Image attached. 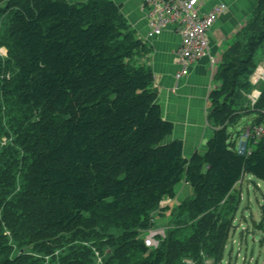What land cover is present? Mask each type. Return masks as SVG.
Returning <instances> with one entry per match:
<instances>
[{
  "label": "trees",
  "instance_id": "16d2710c",
  "mask_svg": "<svg viewBox=\"0 0 264 264\" xmlns=\"http://www.w3.org/2000/svg\"><path fill=\"white\" fill-rule=\"evenodd\" d=\"M10 8L11 58L0 61V74L8 75L0 85L35 119L21 142L30 145L33 204L12 231L19 229L24 244L45 246L53 238L87 241L117 229L111 260L118 264H176L188 253L196 258L207 234L210 252L220 257L230 221L218 225L214 212L233 210L232 194L245 174L264 184V138L239 154L229 132L244 115L255 116L250 127L264 124V85L253 105L239 96L250 91L248 78L264 51V0L222 56L220 85L208 98L213 135L203 152L188 157L182 141L168 140L174 126L163 118L152 73L135 62L145 46L119 5L16 0ZM7 167L10 172L11 163ZM182 182L192 194L181 206L195 223L191 235L169 237L152 251L141 236L153 226L159 203L173 199ZM260 214L263 231L264 203ZM6 247L1 241L0 264H24Z\"/></svg>",
  "mask_w": 264,
  "mask_h": 264
},
{
  "label": "rangeland",
  "instance_id": "374dc122",
  "mask_svg": "<svg viewBox=\"0 0 264 264\" xmlns=\"http://www.w3.org/2000/svg\"><path fill=\"white\" fill-rule=\"evenodd\" d=\"M15 2L16 0H0V61L2 62L11 58L8 22L9 12L12 9L10 7ZM262 58L264 59V54ZM262 58L258 62H264ZM6 77L8 78V75L1 73L0 81L3 82ZM259 84L262 86L264 81H260ZM33 120H35L33 117L22 112L10 94L5 96L0 85V176H2L0 178V242L6 243V250H10V254L17 255L9 257L23 256L24 264H66V260L75 264H118L115 260H111L115 256L116 249V246H111L113 239L111 236H117L120 232L117 229L97 233L100 238L92 240L88 238L87 241L85 236L70 237L63 242L55 241L56 238H53L45 246H42L43 243L36 246L24 244V236L16 233L19 229L12 231L15 224L24 222L26 213L30 210L29 205L33 204L26 175L31 162L28 151L30 145L27 142L25 146H21L29 123ZM247 122L248 119H243L239 124L243 126ZM236 129L237 127L232 131V137L237 133L242 136V129L240 128L239 131ZM247 142L251 147V142L248 140ZM238 146L239 139L235 143L236 151ZM9 163H11L10 172L7 167ZM242 180L232 194L234 200L232 207L235 206L233 210L227 213L228 208H226L214 212L220 216L218 225H223L225 220L230 221L229 226L226 223L228 228L226 226L225 229L228 231L222 252L218 255L220 257H214L217 255L210 252L209 247L212 242L206 234L201 241L202 244L206 239V245L200 249L199 255L195 258L190 253L183 254L176 264H264V230H258L257 226L261 216L260 205L264 202V185L250 175H245ZM174 194L173 199L165 197L159 203L153 213V226L141 236L144 242L148 240L147 238L150 237L151 240L153 237L154 246L149 247L152 251L156 250L163 241H168L169 237L178 241L185 240L191 235L195 223L181 209V206L191 199V190L182 182L175 186Z\"/></svg>",
  "mask_w": 264,
  "mask_h": 264
},
{
  "label": "crops",
  "instance_id": "0c3cea01",
  "mask_svg": "<svg viewBox=\"0 0 264 264\" xmlns=\"http://www.w3.org/2000/svg\"><path fill=\"white\" fill-rule=\"evenodd\" d=\"M67 1L81 3L88 0ZM111 1L121 7V13L130 29L145 46L144 52L136 54L135 62L152 73V89L157 95L156 100L161 108L163 118L174 126L173 133L168 140L182 141L185 157L191 156L196 151L203 152L206 142L213 135V128L207 119L208 98L211 91L220 85L217 73L222 56L231 49L238 34L253 16L258 0H208L204 4L203 12L218 4L225 6V11L217 18L208 34L209 55L216 57L218 62L212 66L209 57L202 58L189 66L188 74L180 81L175 79L179 70L175 56L180 45L179 36L173 32L165 31L158 37H149L146 15L141 8L143 0ZM259 53L258 61H261L264 53L263 51H259ZM260 81H264V62H257V67L248 78L250 91L248 93L240 91L239 96L242 97L243 103L252 104L253 101L258 100L262 87L261 83L259 84ZM254 118V115H244L236 125L230 128L229 132L231 133L236 127L238 131L240 128L242 129L243 137L237 133L238 131L234 137L231 135L234 148L236 140L239 139L237 151L240 148L245 152L251 150L249 142L243 141V139H245L244 131L250 127ZM243 119H248L249 122L242 126L239 123ZM240 183L241 181L238 184Z\"/></svg>",
  "mask_w": 264,
  "mask_h": 264
},
{
  "label": "built area",
  "instance_id": "2783aa9c",
  "mask_svg": "<svg viewBox=\"0 0 264 264\" xmlns=\"http://www.w3.org/2000/svg\"><path fill=\"white\" fill-rule=\"evenodd\" d=\"M208 0H143L142 11L146 15L149 37H158L165 31L179 36L180 45L175 53L179 67L175 75L176 81L188 74L189 66L200 59L209 57L212 66L216 65V57L209 55L208 34L217 18L225 11L222 4L203 12L202 7ZM253 101L252 104H254ZM246 141H258L264 138V124L249 127L244 131ZM243 154L242 148L238 151ZM147 238L146 247L154 246L153 237Z\"/></svg>",
  "mask_w": 264,
  "mask_h": 264
}]
</instances>
